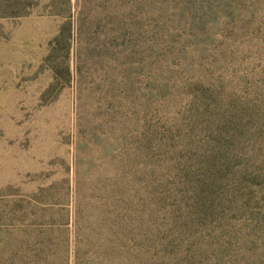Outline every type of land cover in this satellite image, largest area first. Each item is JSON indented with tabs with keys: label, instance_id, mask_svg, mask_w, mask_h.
Masks as SVG:
<instances>
[{
	"label": "rangeland",
	"instance_id": "1",
	"mask_svg": "<svg viewBox=\"0 0 264 264\" xmlns=\"http://www.w3.org/2000/svg\"><path fill=\"white\" fill-rule=\"evenodd\" d=\"M0 264H264V0H0Z\"/></svg>",
	"mask_w": 264,
	"mask_h": 264
},
{
	"label": "trees",
	"instance_id": "2",
	"mask_svg": "<svg viewBox=\"0 0 264 264\" xmlns=\"http://www.w3.org/2000/svg\"><path fill=\"white\" fill-rule=\"evenodd\" d=\"M67 27L63 30V40H64V42H65V40L66 41L69 40V37H70L69 26L67 25ZM67 71L69 72V69H67Z\"/></svg>",
	"mask_w": 264,
	"mask_h": 264
}]
</instances>
